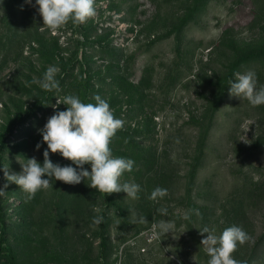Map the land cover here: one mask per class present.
<instances>
[{
	"label": "rangeland",
	"instance_id": "374dc122",
	"mask_svg": "<svg viewBox=\"0 0 264 264\" xmlns=\"http://www.w3.org/2000/svg\"><path fill=\"white\" fill-rule=\"evenodd\" d=\"M95 3L93 18L52 32L38 6L0 0V264H208L200 229L234 225L250 239L233 257L264 264V105L229 92L237 72L264 86V0ZM50 66L54 91L34 82ZM67 94H99L123 120L110 147L135 161L121 183L139 184L137 198L53 179L29 199L6 179L19 160L43 162L39 129Z\"/></svg>",
	"mask_w": 264,
	"mask_h": 264
},
{
	"label": "clouds",
	"instance_id": "9594fccd",
	"mask_svg": "<svg viewBox=\"0 0 264 264\" xmlns=\"http://www.w3.org/2000/svg\"><path fill=\"white\" fill-rule=\"evenodd\" d=\"M3 3V0H2ZM38 6V11L43 17V25L55 32L57 29L71 21L76 24L85 23L96 15L95 0H24L21 5ZM58 66L47 68L43 77L34 81L40 88L46 91L59 89L56 74ZM236 81H230V95L247 100L253 107L264 105V86H258V80L254 71L234 74ZM58 97L57 109L51 115L46 124L39 129L42 134V142L37 143L39 150L46 142L44 160L41 163L35 157L27 158L21 162L22 171L9 173L5 171L6 179L20 186L28 198L31 199L41 190L48 189L53 179L68 184H79L83 180H90L88 185L103 193L124 191L128 197L137 198L141 186L136 183H121V178L126 172H131L135 161L128 157L115 156L110 147L112 139L117 131L123 127V120L116 118L108 101L99 94L94 96L95 103H85L76 94H67ZM67 105L66 110H59V105ZM59 153L72 163L61 165L54 163L50 153ZM90 164L91 170L85 167ZM47 177V178H45ZM0 189V194H3ZM166 189L157 188L152 196H164ZM161 212H166L161 209ZM103 217H93L95 224H100ZM161 234L174 232V225L170 222L159 224ZM201 233H207L202 240L208 256V264H239L233 257L238 245L247 242L250 237L240 226H231L223 230L217 236L207 226L200 229Z\"/></svg>",
	"mask_w": 264,
	"mask_h": 264
},
{
	"label": "trees",
	"instance_id": "16d2710c",
	"mask_svg": "<svg viewBox=\"0 0 264 264\" xmlns=\"http://www.w3.org/2000/svg\"><path fill=\"white\" fill-rule=\"evenodd\" d=\"M0 245H1V246H0V254L6 255L8 249L5 248V246H3L2 244H0ZM102 248H103V249L106 248V244H105V242H102ZM5 257H7V256H5Z\"/></svg>",
	"mask_w": 264,
	"mask_h": 264
}]
</instances>
